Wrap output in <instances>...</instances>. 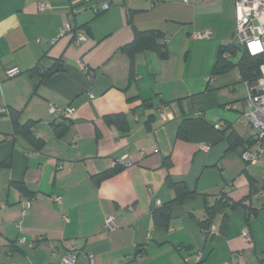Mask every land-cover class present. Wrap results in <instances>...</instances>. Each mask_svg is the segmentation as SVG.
Instances as JSON below:
<instances>
[{
    "label": "crops",
    "instance_id": "crops-1",
    "mask_svg": "<svg viewBox=\"0 0 264 264\" xmlns=\"http://www.w3.org/2000/svg\"><path fill=\"white\" fill-rule=\"evenodd\" d=\"M234 29V0H0V264H59L71 245L74 264H264V140L256 162L241 158L247 85L236 67L213 73ZM136 30L162 36L144 47Z\"/></svg>",
    "mask_w": 264,
    "mask_h": 264
},
{
    "label": "built area",
    "instance_id": "built-area-1",
    "mask_svg": "<svg viewBox=\"0 0 264 264\" xmlns=\"http://www.w3.org/2000/svg\"><path fill=\"white\" fill-rule=\"evenodd\" d=\"M183 3H190L194 0H181ZM109 2H103L99 10H105L109 8ZM38 8L42 10L44 8L43 3H39ZM234 18H235V29L233 34L232 44L234 47L240 50H245L248 55L254 58H261V62L258 67L257 76L249 81H245L247 85V96L244 100L247 110L244 113L245 118L248 120L253 128V133L250 138V144H246L240 151L241 158L248 162L254 163L262 153V143L264 140V50L258 51L255 54L249 48L252 43L259 42L261 48L264 49V0H234ZM71 26L66 23L61 28V33L69 31ZM196 37L202 38L208 35L206 32L195 34ZM83 39V35L76 33L74 41L78 44ZM228 53H224L223 56H227ZM19 72L18 68L13 67L6 70V76L12 77ZM55 110L54 108H52ZM2 112V109H0ZM73 110L71 108L59 111L61 116L70 118ZM253 146V148H251ZM200 148L205 150L208 146L203 143ZM120 162L125 165L128 163L123 159ZM118 163V162H117ZM55 201H59L60 197H55ZM30 205L28 199H24L21 202L22 214L27 212ZM103 230L109 231L116 228V222L112 216H106L102 224ZM214 225H209L205 229L206 233L214 232ZM242 236L245 241H250V234L247 230H244ZM77 257V250L74 245L68 247L67 252L59 260V264H74ZM86 257L90 260L91 255L88 254ZM200 256L198 255L197 261ZM53 264V263H46ZM225 264H231L226 262Z\"/></svg>",
    "mask_w": 264,
    "mask_h": 264
},
{
    "label": "trees",
    "instance_id": "trees-1",
    "mask_svg": "<svg viewBox=\"0 0 264 264\" xmlns=\"http://www.w3.org/2000/svg\"><path fill=\"white\" fill-rule=\"evenodd\" d=\"M161 36L162 35L159 32H156L155 30H143V31L136 30L134 33V39H133L132 44L138 43V44H141L145 47V46L149 45V42H147V41H149L152 37H161ZM157 47H158L157 50H158L159 55L161 57H165L166 52L163 49L164 46L158 45ZM235 49L236 48L233 46L232 43L230 45L220 46L217 59H216L214 66H213V73L218 74V73L224 72L228 69H231L233 67H236L238 69V73L240 74V78L243 81H249V80L254 79L257 76L258 67H259V64L261 62V58L251 57L250 55L247 54V52L245 50L242 51L241 56L239 57V59L236 63H233V62L229 61L227 58H224V56H223L224 53H226V52L232 53V52H234ZM60 68H61L60 62L56 61L53 63V65L50 68H48V70H46L42 74V76L43 77L48 76L51 72L58 70ZM107 120L108 121L113 120V121H115L114 123H116L115 125H117L120 128L123 127L122 121H120L118 115L108 116ZM228 139H229L231 147H235L236 145L243 143L242 139L237 134H235V132H233V131H231L229 133ZM245 143H247V142H245ZM123 166H124L123 164L116 163L113 166V168H111L109 171L99 174L97 176V179L110 176V175L116 173L117 171H119ZM170 184L176 190L177 199H180L181 196H183L185 194L186 187L184 186L183 183H172V182H170ZM177 199L175 198L174 200H172L170 202H167L165 204H162L160 206L153 208L152 218H153L155 224L163 226V227H166L168 225L170 205L173 201H176ZM217 206L218 205H214V206L213 205H207L206 206V209H205L206 216H205L204 220L202 221V226L204 227V229H207L209 227V225H211V219H212L213 213H214L215 209L217 208Z\"/></svg>",
    "mask_w": 264,
    "mask_h": 264
},
{
    "label": "rangeland",
    "instance_id": "rangeland-1",
    "mask_svg": "<svg viewBox=\"0 0 264 264\" xmlns=\"http://www.w3.org/2000/svg\"><path fill=\"white\" fill-rule=\"evenodd\" d=\"M198 33H201V32H198ZM208 36L209 35H206V37H208ZM239 55H240V51L237 50V52L234 55H231L230 59L236 61L237 58L239 57ZM238 90L242 94V96L245 97L246 89H245V85L243 83L239 84Z\"/></svg>",
    "mask_w": 264,
    "mask_h": 264
},
{
    "label": "clouds",
    "instance_id": "clouds-1",
    "mask_svg": "<svg viewBox=\"0 0 264 264\" xmlns=\"http://www.w3.org/2000/svg\"><path fill=\"white\" fill-rule=\"evenodd\" d=\"M250 50L252 51L253 54H255L258 51H262L264 49L261 48V45L259 42L252 43L249 45Z\"/></svg>",
    "mask_w": 264,
    "mask_h": 264
}]
</instances>
